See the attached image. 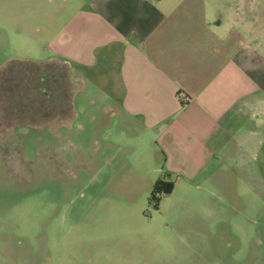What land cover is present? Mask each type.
<instances>
[{"label":"rangeland","instance_id":"1","mask_svg":"<svg viewBox=\"0 0 264 264\" xmlns=\"http://www.w3.org/2000/svg\"><path fill=\"white\" fill-rule=\"evenodd\" d=\"M85 2L0 0V264H264V122H256L258 134L248 126L254 142H239L247 150L238 153L236 141L234 156L189 182L118 153L106 95L89 84L76 93L77 115L57 132L19 127L43 100L32 94L22 111L24 65L36 70L27 61L58 55ZM186 2L264 53V0ZM128 164L135 169L119 170ZM159 178L173 186L157 208Z\"/></svg>","mask_w":264,"mask_h":264},{"label":"crops","instance_id":"2","mask_svg":"<svg viewBox=\"0 0 264 264\" xmlns=\"http://www.w3.org/2000/svg\"><path fill=\"white\" fill-rule=\"evenodd\" d=\"M194 9L186 0H86L66 24L58 55L44 59L70 64L74 102L88 84L106 95L118 153L187 182L234 156L236 141L238 153L247 150L239 142H254L248 126L258 134L256 122H264L258 43L232 37L222 19Z\"/></svg>","mask_w":264,"mask_h":264},{"label":"trees","instance_id":"3","mask_svg":"<svg viewBox=\"0 0 264 264\" xmlns=\"http://www.w3.org/2000/svg\"><path fill=\"white\" fill-rule=\"evenodd\" d=\"M28 62L36 64L39 68L34 70L24 65V73L26 74H24V76H27V78L30 79V82L25 84L27 89L22 92V111L24 112V109L26 111L29 110L27 106H24V103H27L29 99L36 100L33 98L32 94H39L43 100L46 99L54 102L53 104H56V107L53 105V107L48 108V106H43L45 105V101L42 100L39 102L36 100L34 101L36 106L40 107L30 109L33 112H36L33 113L34 116H30L32 120H26V122H20V124L18 122L17 123L20 125L19 127L27 125L35 128L36 126H39L43 129L46 128L48 130L57 132L58 126L68 125L70 121L77 115L74 106V93L71 89L72 74L70 73H72V69L70 64L62 59L27 61V63ZM7 104L11 105L9 114H12L15 119L19 118L21 121L23 119L22 114H19L22 117L21 118L12 112L13 109L15 111L18 110L17 108H13V102L9 101ZM39 110H41V112ZM172 186V182L166 181L164 179H159L156 181L151 196L156 201L157 208L159 206L161 195L163 193L171 192Z\"/></svg>","mask_w":264,"mask_h":264}]
</instances>
